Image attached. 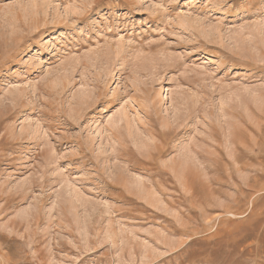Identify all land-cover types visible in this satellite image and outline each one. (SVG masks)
I'll list each match as a JSON object with an SVG mask.
<instances>
[{
	"label": "rangeland",
	"instance_id": "obj_1",
	"mask_svg": "<svg viewBox=\"0 0 264 264\" xmlns=\"http://www.w3.org/2000/svg\"><path fill=\"white\" fill-rule=\"evenodd\" d=\"M0 264H264V0H0Z\"/></svg>",
	"mask_w": 264,
	"mask_h": 264
},
{
	"label": "bare ground",
	"instance_id": "obj_2",
	"mask_svg": "<svg viewBox=\"0 0 264 264\" xmlns=\"http://www.w3.org/2000/svg\"><path fill=\"white\" fill-rule=\"evenodd\" d=\"M241 57V56H240Z\"/></svg>",
	"mask_w": 264,
	"mask_h": 264
}]
</instances>
